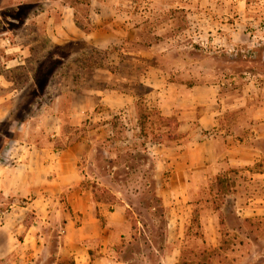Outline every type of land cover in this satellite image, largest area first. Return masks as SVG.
I'll list each match as a JSON object with an SVG mask.
<instances>
[{"label": "rangeland", "instance_id": "obj_1", "mask_svg": "<svg viewBox=\"0 0 264 264\" xmlns=\"http://www.w3.org/2000/svg\"><path fill=\"white\" fill-rule=\"evenodd\" d=\"M68 1L78 7L79 25L89 29L88 0ZM136 1L141 30L124 44L134 54L118 55L117 47L102 51L83 40L53 45L36 18L47 0H0V95L10 96L0 103V264H69L64 260L72 258L62 253L64 200L47 208L40 199L17 195L15 184L1 179L25 158L18 160L6 150L11 141L27 130L40 144L64 148L92 127L104 130L103 135L109 128V133L79 160L82 186L94 200L112 206L115 218L124 222H118L115 258L125 264H264V202L259 214L247 213L250 198L264 197V177L252 179L243 171H264L263 163L237 169L213 159L180 173L174 151L186 139L177 130L179 121L160 116L148 102V88L138 85L148 69L188 87L225 76L217 66H230L238 47L216 38L230 33L239 0ZM241 1L242 13L261 25L263 0ZM249 18L243 19L241 30L252 34L258 26ZM111 86L135 99L106 120L76 127L64 113L67 139L62 141L39 129V107H52L57 95L66 112L71 91ZM187 117L195 123L197 110L187 108ZM16 172L20 176L25 170Z\"/></svg>", "mask_w": 264, "mask_h": 264}, {"label": "crops", "instance_id": "obj_2", "mask_svg": "<svg viewBox=\"0 0 264 264\" xmlns=\"http://www.w3.org/2000/svg\"><path fill=\"white\" fill-rule=\"evenodd\" d=\"M47 1L50 3L45 4L36 18L44 24L46 36L53 45L83 40L94 49L103 51L117 47L118 55L134 54L126 51L124 44L134 41L141 30V23L135 19L136 0H88L89 29L79 25L77 5L68 0ZM238 4L237 16L229 25L230 33L215 37L216 41L238 47L237 52L232 53L234 59H230V66L228 62L217 66V70H224L225 76L215 82L188 87L184 82L168 80L148 69L141 79L149 90L146 94L149 104L156 107L160 116H176L179 121L177 130L186 139V144L178 147V152L174 151L180 173L185 169L202 168L213 159L237 169L251 168L258 163L264 165V21L259 25L256 17L249 18L242 13L245 1L239 0ZM245 17L253 18L255 26L257 23L252 34L241 30ZM220 25L226 26L224 22ZM237 58H242L248 65L240 64ZM16 59H9V62ZM227 70L230 72L228 77ZM9 97L6 93L0 95V103L4 99L5 103L10 101ZM133 99V94L115 86L71 91L65 112L57 95L52 107H39V115L36 114L40 122L38 127L44 134L62 141L67 139L62 132L64 113L68 114L67 122L76 127L87 121L106 120L105 116L127 107ZM187 108L197 110L195 123L187 117ZM104 126H108V122ZM92 128L64 148L54 147L49 142L48 145L40 144L37 139H31L33 132L25 130L6 149L21 157L18 160L25 158L1 179L14 183L12 191L17 195L40 199L47 208L50 202L64 200L62 203L67 204V210L61 209L65 221L62 229L65 251L62 253L72 257L74 264H125L115 258L112 248L118 240L117 227L119 223L124 225L123 220L115 218L117 214L112 206L94 200L93 193L82 186L85 177L79 160L92 150L100 137L103 140L109 133V128L105 135L99 127ZM19 167L25 170L20 176L16 172ZM243 171L252 179L264 177L262 170ZM4 192L10 193L7 189ZM263 202V196L250 198L247 213L259 214Z\"/></svg>", "mask_w": 264, "mask_h": 264}, {"label": "trees", "instance_id": "obj_3", "mask_svg": "<svg viewBox=\"0 0 264 264\" xmlns=\"http://www.w3.org/2000/svg\"><path fill=\"white\" fill-rule=\"evenodd\" d=\"M139 86H142L143 84H141L140 82L138 83ZM143 87V86H142ZM142 130V129H141ZM64 261H69V264H74V260L71 258L70 260H64ZM59 264H63V262H59Z\"/></svg>", "mask_w": 264, "mask_h": 264}]
</instances>
